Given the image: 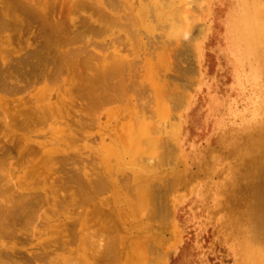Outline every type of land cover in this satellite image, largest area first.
Returning <instances> with one entry per match:
<instances>
[{
  "label": "bare ground",
  "instance_id": "obj_1",
  "mask_svg": "<svg viewBox=\"0 0 264 264\" xmlns=\"http://www.w3.org/2000/svg\"><path fill=\"white\" fill-rule=\"evenodd\" d=\"M56 1L0 0V91L15 97L26 84L43 82L28 101L0 94V264H169L170 192L188 180L178 167H164L178 133L167 132L166 122L188 101L197 37L205 31L200 21L218 14L219 3L226 10L218 16L224 57L218 69L228 71L230 83L207 95L202 122L207 134L219 133L220 149L239 159L212 197L220 209L209 212L227 208L242 264H264V0ZM34 28L24 42L30 49L5 65L4 53H15L20 35ZM141 53L149 94L146 87L131 92ZM175 65L172 85L160 81V70ZM120 100L135 114L134 129L125 125L109 143L103 138L100 167L80 157L68 167L70 148L95 112ZM148 109L149 121L142 117ZM42 123L52 135L34 144L31 134Z\"/></svg>",
  "mask_w": 264,
  "mask_h": 264
},
{
  "label": "rangeland",
  "instance_id": "obj_2",
  "mask_svg": "<svg viewBox=\"0 0 264 264\" xmlns=\"http://www.w3.org/2000/svg\"><path fill=\"white\" fill-rule=\"evenodd\" d=\"M67 1L69 0H63L64 3ZM56 3L59 5L61 0L56 1ZM217 7L219 10V12H217L218 14L211 17L208 22L205 20L204 22L200 21V23L205 25V31H201L197 37L200 43V50L199 55L197 52V56L193 61V72L191 74L192 85L186 87L188 90V101L185 106L176 111L172 109L170 111V117L166 122L167 132H169L171 128L177 127L178 133L171 140V143L175 147L172 163L164 167L170 165L175 169L178 167L185 175L184 181L188 180V182L186 181L187 184L183 182L182 184L179 183L174 185L170 192L171 197L169 201L168 219L166 222L169 229L166 233V239L169 241L168 244L172 245L175 243V248L173 247V249H171L172 251H170L166 257L169 264H242L241 252L239 251L240 237L236 235L234 228L228 224L231 217L229 210L226 208L221 215L217 216H213L209 212L211 208L216 210L220 209V207L215 206L218 204H214V199L212 197H214L216 192L227 185V181L235 172V168H232L233 162L239 159L238 156H229L227 152L228 149L225 146H223L224 150L223 148L220 149L217 145L219 133L212 135L207 134L202 122L207 95L213 93L215 88H227L230 83L228 71L218 69V66L224 61L223 54L221 53L222 48L218 45L220 36L217 32L219 28H221V22L218 16L223 14V11L226 10V6L219 3ZM63 15L62 17L67 20L68 17L66 12ZM163 30L164 29L157 30L155 34L161 36ZM34 32H36V28L20 35L19 42H22V45L16 47L17 51L15 53H11V55L4 53L7 55L5 65L10 63L11 57H19L25 54L27 49H30V47L25 48L24 42L31 41ZM102 40L105 41L104 43L108 44L109 41L112 40V37L106 35ZM154 40L157 41L155 38ZM5 43L7 46L4 45ZM1 45H3L4 48L10 46L6 40H3ZM150 49H153V47ZM172 53L171 51L169 55L167 53L169 56L167 64L171 63L173 66L174 64L172 63L175 58ZM147 55L154 59L156 58L153 54ZM143 57L144 55L141 53L137 58L136 68L132 71V73H134L133 79L135 84L131 92L134 93L140 90V88L146 87L147 90L144 92L145 94H149V87L152 85V81H149L146 77L148 69L143 66ZM141 59L142 63L140 62ZM154 59L152 60L155 61ZM178 72L179 67L176 65L174 69L165 67L160 70V81L161 79L164 81V78H166L168 82H171ZM201 76L204 80L198 83ZM172 82L170 85H172ZM179 82L181 83V81ZM20 83L21 86L25 84L24 81ZM42 84V81L32 83L31 85L26 84V90L20 91L15 97L4 94L1 91L0 94L11 100H13V98L17 99L22 97L23 100L28 101ZM131 92L128 94L131 95ZM149 103L153 105L151 101ZM239 106H242V104H239L238 107ZM232 107L236 108L234 105ZM106 108L107 110H102V113L100 110L95 112L91 122L79 135L78 138H80V140H78V144L70 148L71 154L69 155L68 153V167H76L77 157H80L87 165L96 163V166L98 164L100 167V148L103 144V138L105 137L106 143H109L116 139L125 125H130L129 127H131V130L136 126L135 114L132 111L130 112V105L125 100L114 102ZM152 116L153 109H148L142 115L147 121H149ZM1 121L4 122L0 114V123ZM46 130L47 128L44 123L34 129V132L31 134L34 144L48 140L51 137V128L47 133H45ZM45 134L47 135L44 136ZM2 136L4 135L0 134V137ZM207 160L208 162L212 160L214 166L207 168ZM13 161H15V159ZM82 161L78 160V163L80 164ZM15 171L16 176H20L23 173L22 168L18 171L15 169ZM125 174L126 173L118 174V177L122 178V175L125 176ZM3 175H8L7 169L4 170ZM132 184L133 182L129 180L128 185ZM229 203L230 201L228 204ZM173 229L177 231H173ZM174 232H178L179 235V240L177 242L172 239ZM27 248H32L38 252L40 251L36 245H28ZM35 264L44 263L36 262Z\"/></svg>",
  "mask_w": 264,
  "mask_h": 264
}]
</instances>
